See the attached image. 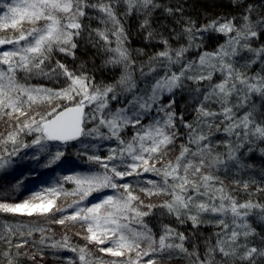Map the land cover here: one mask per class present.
<instances>
[{
  "label": "snow or ice",
  "instance_id": "snow-or-ice-1",
  "mask_svg": "<svg viewBox=\"0 0 264 264\" xmlns=\"http://www.w3.org/2000/svg\"><path fill=\"white\" fill-rule=\"evenodd\" d=\"M228 5L0 0V264H264V0Z\"/></svg>",
  "mask_w": 264,
  "mask_h": 264
},
{
  "label": "trees",
  "instance_id": "trees-1",
  "mask_svg": "<svg viewBox=\"0 0 264 264\" xmlns=\"http://www.w3.org/2000/svg\"><path fill=\"white\" fill-rule=\"evenodd\" d=\"M165 2H167V0H165ZM189 5H191V7L188 10V15H192L193 18H197L196 14L199 12H209L212 13L213 15H218V14H222V13H226L228 11H231L229 5H228V0H188ZM157 15H160L159 13H157ZM161 19H164L163 17H161ZM166 23L171 24V20H166ZM211 43V42H210ZM133 46L134 47H139L142 46V41L139 39H134L133 40ZM99 62V61H97ZM37 81H33V83H36ZM250 163H253L256 165V169L253 170L251 172V175L259 177L260 176V169L264 168V158H260L259 156L253 155L249 161ZM26 167V165H25ZM23 170V169H20ZM56 177V174L54 173L51 177H47L45 176L44 179L49 180V182H51L52 180H54ZM227 182V181H226ZM7 181L3 182L2 184H0V192H6L4 191L3 187L7 186ZM27 183L33 187V186H37L38 181L36 180H29L27 181ZM31 189V188H30ZM29 190L27 189L24 193V196H26L28 194ZM21 193H14V195H11L12 198L16 199V198H20L22 197ZM96 195V194H93ZM242 198L246 199V196L242 195ZM0 219H7L9 221H13V220H17V219H28V218H21V217H11V216H6V217H0ZM35 219V218H34ZM254 226L258 228L260 227H264V225H259L256 224L254 222ZM57 231H59V228L57 227ZM204 233L210 234L212 231V228H205L203 229ZM79 243L83 244L84 241L80 240ZM63 255H72L71 253H63ZM25 264H27V262H25ZM49 264H54V262L49 258ZM171 264H186V261L184 259H173L171 261Z\"/></svg>",
  "mask_w": 264,
  "mask_h": 264
},
{
  "label": "rangeland",
  "instance_id": "rangeland-1",
  "mask_svg": "<svg viewBox=\"0 0 264 264\" xmlns=\"http://www.w3.org/2000/svg\"><path fill=\"white\" fill-rule=\"evenodd\" d=\"M4 34H9V33H4ZM150 178H151V177H150ZM30 188H31V189H30ZM3 189H4V191H6V192L8 191L7 186H4ZM27 189L29 190V192H28V194H27L26 196H24V194H22V193H24ZM27 189H25V188L22 187L21 190L19 191V193L22 194L21 199H20V198H16L15 200L20 201V200H23V199L27 198L31 191H36V190L39 189V185L31 187V186L27 183ZM16 193H18V192H16ZM11 195H14V193H10V196H11ZM11 197H12V196H11ZM154 199H155V198H154Z\"/></svg>",
  "mask_w": 264,
  "mask_h": 264
}]
</instances>
